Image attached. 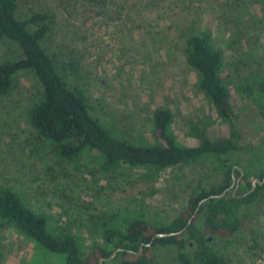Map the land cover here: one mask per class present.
Listing matches in <instances>:
<instances>
[{"label":"rangeland","instance_id":"obj_1","mask_svg":"<svg viewBox=\"0 0 264 264\" xmlns=\"http://www.w3.org/2000/svg\"><path fill=\"white\" fill-rule=\"evenodd\" d=\"M123 1L124 9L100 17L92 13L87 0H17L16 14L24 19L37 9H52L56 24L46 43L56 61L71 65L68 69L76 67L71 79L95 104L97 112L92 113L137 144L153 141V111L159 106L173 111L172 130L185 145L196 144L189 134L192 123L205 124L212 138L228 133L197 87L196 70L186 62V37L209 29L222 39L239 26L241 37L234 45L218 41L228 62L221 76L244 148L228 157L230 167L242 172L234 176L235 184L243 175L257 178L264 165V148L259 146L264 118L258 106L237 90L246 74L244 64L237 66L238 73L230 61L238 64V59H246L249 68L264 69V12L259 0H230L224 23L219 18L226 0ZM234 6L244 7L242 20L235 16ZM248 36L258 40L260 65L243 54L251 43ZM17 55L20 51L14 43L0 41V62ZM41 90L35 74L25 70L17 74L9 92L0 95V188L11 187L29 207L45 215L50 232H73L82 252L101 241L93 231L99 215L166 222L197 183L213 178L217 164L211 158L169 167L151 188L136 180L135 171L117 177L103 174L95 151L77 162L58 159L28 120ZM243 214L247 229L230 239L209 241L224 255L226 264H264V194ZM156 253L155 264H178L172 248ZM64 260L63 254L48 251L0 217V264H63Z\"/></svg>","mask_w":264,"mask_h":264},{"label":"trees","instance_id":"obj_2","mask_svg":"<svg viewBox=\"0 0 264 264\" xmlns=\"http://www.w3.org/2000/svg\"><path fill=\"white\" fill-rule=\"evenodd\" d=\"M87 2L92 13L105 17L124 9L125 1ZM259 2L264 12V0ZM230 7V0H226L224 10H220L221 23L227 21ZM235 8L238 9L235 16L242 20L244 7ZM16 13L17 0H0V41L14 43L20 51L19 56L0 62V95L9 92L19 72L29 70L35 74L42 90L29 111L28 120L39 138L51 144L58 159L77 162L95 151L100 160L99 171L103 174L117 177L125 171H135L136 180L147 188L153 187L160 172L169 167L189 165L206 158L213 159L217 166L213 178L197 183L181 209L166 222L99 215L93 231L100 235L101 241L95 242L87 253L81 251L78 237L69 229L60 234L50 232L46 216L29 207L8 186L0 188V217L48 251L63 254V264H96L114 251V256L102 264H155L156 251L167 248L175 251L178 264H226L224 255L209 239H230L247 229L243 211L264 194V181L251 189L247 175H243L235 192V185L231 186L232 176L240 177L241 171L230 167L228 156L244 148L229 89L221 76L228 62L218 41L222 40L226 46L234 45L236 38L241 37L239 26L222 39L215 38L209 29L186 37V62L196 70L197 87L220 122L227 125L228 133L212 138L205 124L192 123L189 134L196 139V144L185 145L172 130L173 111L159 106L153 111V141L137 144L118 132L114 124L92 113L97 112L95 104L88 101L85 90L71 79L70 74L77 73L76 67L68 69L71 65L56 61L58 57L46 43L56 24L52 9H37L24 19ZM248 42L251 43L243 54L255 60V64H262L256 59L258 40L248 36ZM238 60V64L230 63L236 70L239 64H244L246 74L241 76L237 90L258 106L264 118V69L249 68L246 59ZM259 146L264 148V136ZM263 176L262 166L257 179L263 180ZM223 191L224 194L216 196ZM161 233L164 235L157 236ZM140 245L142 250L138 252Z\"/></svg>","mask_w":264,"mask_h":264},{"label":"water","instance_id":"obj_3","mask_svg":"<svg viewBox=\"0 0 264 264\" xmlns=\"http://www.w3.org/2000/svg\"><path fill=\"white\" fill-rule=\"evenodd\" d=\"M237 169L239 171H241V169L239 167H237ZM263 172H264V165H263ZM241 174H242V172H241ZM238 181H239V178L237 179L236 184H235V178H234V175H233L232 176V181H231V186H233L235 184L233 192H235V190L237 189ZM250 181H251V189H253L255 187L256 183H260L261 184L264 181V176H263V180H259L257 178L251 177ZM222 194H224V191L221 194L216 195V196H220ZM163 235L164 234H162V233L161 234H157V236H163ZM146 245L149 246V243H147ZM141 250H142V245L139 246L138 252H140ZM115 253H116V251H114L108 258H111L112 256H114ZM108 258H100L96 264H102Z\"/></svg>","mask_w":264,"mask_h":264}]
</instances>
